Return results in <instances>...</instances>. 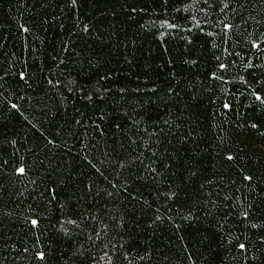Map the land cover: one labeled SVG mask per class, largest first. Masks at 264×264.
<instances>
[{
    "label": "trees",
    "instance_id": "trees-1",
    "mask_svg": "<svg viewBox=\"0 0 264 264\" xmlns=\"http://www.w3.org/2000/svg\"><path fill=\"white\" fill-rule=\"evenodd\" d=\"M0 264H264V0H0Z\"/></svg>",
    "mask_w": 264,
    "mask_h": 264
},
{
    "label": "snow or ice",
    "instance_id": "snow-or-ice-1",
    "mask_svg": "<svg viewBox=\"0 0 264 264\" xmlns=\"http://www.w3.org/2000/svg\"><path fill=\"white\" fill-rule=\"evenodd\" d=\"M221 67H223V65H222ZM21 76L23 77V73H21ZM257 98L259 99L260 97L257 96ZM13 107H15V105H13ZM229 158H231V157H229ZM17 171L22 172V171H23V168L17 169ZM249 179H250V177H249ZM36 223H37V221H36L35 219H33V220H32V224L35 225ZM240 247L243 248L244 245L242 244V245H240ZM36 255H37L38 257H40L41 259L44 258V253H43V252H38V253H36Z\"/></svg>",
    "mask_w": 264,
    "mask_h": 264
}]
</instances>
